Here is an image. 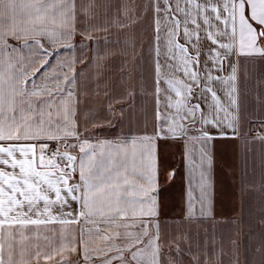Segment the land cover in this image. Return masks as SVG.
Here are the masks:
<instances>
[{
    "label": "snow or ice",
    "instance_id": "obj_1",
    "mask_svg": "<svg viewBox=\"0 0 264 264\" xmlns=\"http://www.w3.org/2000/svg\"><path fill=\"white\" fill-rule=\"evenodd\" d=\"M155 12L156 40H160L163 27L165 57L179 61L166 67L170 73L181 72L188 82L172 75L164 81L167 89L162 90L157 60V129L139 143L133 139L131 151L123 145L114 146L115 157L109 154L105 158L101 152L97 159L96 148L103 145H92L86 137L81 140L74 76H56L53 88L47 83L37 85L51 67L45 59L43 71L37 68L29 76L22 66L10 71L6 81L0 59V264H79L73 258L76 255L84 264L93 260L100 264L116 260L120 264H160L159 223L154 219L159 194L156 140L188 137L194 130L198 135L188 138L207 143L226 138L225 127L236 134L238 117L229 109L236 108L237 64L229 63L226 78L212 73L222 71L224 61L232 56L264 57V0H156ZM76 16L75 0H0V57L5 48L19 51L7 44L9 37L23 39L25 48H39L42 58L60 55L59 51L47 52L37 37L72 48L65 41L70 42L76 33ZM80 34L92 39L88 30ZM181 35L183 44L178 42ZM28 39L33 43H27ZM204 40L213 47L202 48ZM156 52L159 57V45ZM9 67L15 69L14 64ZM214 81L228 84L227 106L211 86ZM194 84L200 92L192 103ZM169 90L181 99L174 101ZM162 92L164 114L159 107ZM197 119L200 127L191 129ZM209 125L218 129V136L206 130ZM258 138L264 140V135ZM70 139L78 143L69 144ZM185 147L191 174L195 162ZM70 148H78L82 155H72ZM200 168L199 210L201 215H210L212 158L203 148ZM77 172L79 179L73 180ZM195 203L190 186L189 217ZM53 225H59V230ZM150 227L155 228L154 234H150ZM93 237L102 245L90 247ZM145 237H149L146 244Z\"/></svg>",
    "mask_w": 264,
    "mask_h": 264
},
{
    "label": "crops",
    "instance_id": "obj_2",
    "mask_svg": "<svg viewBox=\"0 0 264 264\" xmlns=\"http://www.w3.org/2000/svg\"><path fill=\"white\" fill-rule=\"evenodd\" d=\"M75 3L76 33L70 42L65 41L71 43L72 48L50 44L46 37H37L47 52L60 53L42 58L39 48H25L23 39L9 37L7 44L19 51L4 49L0 57L4 77L7 81L10 71H18L22 66L31 76L35 69L41 68L45 59L51 67L46 76L36 81L37 85L47 83L49 88H53L56 76H74L76 121L81 140L86 137L92 145H103V148H96L97 159L101 158V152L105 158L109 154L115 157L114 146L123 145L131 151L133 139L139 143L140 138L152 135L157 129V60L161 66L159 87L162 90L167 89L164 81L172 75L188 81L181 72L170 73L166 67V64H178L179 61L165 57L163 27L160 40H156V0H75ZM83 8H87V13L82 11ZM84 30L90 32L92 39L80 34ZM178 42L184 43L182 35ZM27 43L32 44L33 40L28 39ZM158 45L159 57L156 52ZM208 47L213 46L207 40L202 41V48L206 50ZM204 59L202 55L201 64ZM231 61L237 64L236 108L229 109L238 117L236 134L225 127L226 138H215L207 143L189 139L198 135L194 130L188 132V137L156 140L159 194L158 215L154 219L159 223L160 264H205L206 261L207 264H264V140L258 138L264 135V57H229L224 61L223 70L213 71V76L226 78ZM10 64H14L15 69H10ZM60 83L62 87L66 86L62 81ZM203 83L201 80V86ZM211 86L221 103L227 106L228 84L214 81ZM27 87L31 90L30 84ZM199 92L200 87L194 84L192 103L196 102L195 94ZM168 94L174 101L181 99L170 90ZM210 100L209 96L208 102ZM200 104L207 112L205 102ZM159 107L164 114L163 92ZM168 111L174 113L175 109ZM256 125H259V132L254 135ZM190 127L198 129L199 119ZM206 130L218 136L215 127L209 125ZM68 143L78 142L70 139ZM186 145L190 158L195 162L191 174ZM201 148L212 158L210 215L207 212L201 215L199 210ZM69 151L78 158L82 155L78 148H70ZM78 179L77 172L73 180ZM190 186L196 200L191 217L187 215ZM76 207L73 203V208ZM52 227L60 228L59 225ZM149 232L154 234L155 228L150 227ZM148 239L145 237V244ZM102 243L93 237L90 247L101 246ZM73 258L84 264L79 255ZM92 264H100V261L93 260ZM113 264H120V261H113Z\"/></svg>",
    "mask_w": 264,
    "mask_h": 264
},
{
    "label": "built area",
    "instance_id": "obj_3",
    "mask_svg": "<svg viewBox=\"0 0 264 264\" xmlns=\"http://www.w3.org/2000/svg\"><path fill=\"white\" fill-rule=\"evenodd\" d=\"M258 128H259V126L256 125V129L253 131V134H254V135H257V134H258V132H259Z\"/></svg>",
    "mask_w": 264,
    "mask_h": 264
},
{
    "label": "rangeland",
    "instance_id": "obj_4",
    "mask_svg": "<svg viewBox=\"0 0 264 264\" xmlns=\"http://www.w3.org/2000/svg\"><path fill=\"white\" fill-rule=\"evenodd\" d=\"M259 126V125H258Z\"/></svg>",
    "mask_w": 264,
    "mask_h": 264
}]
</instances>
